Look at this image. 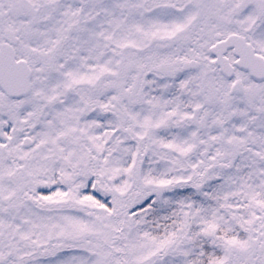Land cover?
I'll use <instances>...</instances> for the list:
<instances>
[{"label":"snow or ice","instance_id":"obj_1","mask_svg":"<svg viewBox=\"0 0 264 264\" xmlns=\"http://www.w3.org/2000/svg\"><path fill=\"white\" fill-rule=\"evenodd\" d=\"M0 264H264V0H0Z\"/></svg>","mask_w":264,"mask_h":264}]
</instances>
